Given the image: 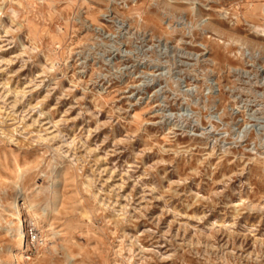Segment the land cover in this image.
Segmentation results:
<instances>
[{
	"label": "rangeland",
	"instance_id": "obj_1",
	"mask_svg": "<svg viewBox=\"0 0 264 264\" xmlns=\"http://www.w3.org/2000/svg\"><path fill=\"white\" fill-rule=\"evenodd\" d=\"M0 264H264V0H0Z\"/></svg>",
	"mask_w": 264,
	"mask_h": 264
},
{
	"label": "bare ground",
	"instance_id": "obj_2",
	"mask_svg": "<svg viewBox=\"0 0 264 264\" xmlns=\"http://www.w3.org/2000/svg\"><path fill=\"white\" fill-rule=\"evenodd\" d=\"M253 26L256 27L257 25L254 24ZM20 196H21V194L11 204H15V202L19 200ZM15 206H16V210H17V213H18V216H17L18 220L14 223V230L16 232V238L18 240L17 247L20 250V249H23L25 247V244H26L27 231H26L25 223L27 222V218L22 214L19 206L17 204H15ZM33 218H34V221L35 220L37 221V216L36 215H34Z\"/></svg>",
	"mask_w": 264,
	"mask_h": 264
},
{
	"label": "built area",
	"instance_id": "obj_3",
	"mask_svg": "<svg viewBox=\"0 0 264 264\" xmlns=\"http://www.w3.org/2000/svg\"><path fill=\"white\" fill-rule=\"evenodd\" d=\"M29 234H31V235H32V234H33V233H32V231H30V232H29ZM34 238H35V236L33 235V239H34Z\"/></svg>",
	"mask_w": 264,
	"mask_h": 264
}]
</instances>
